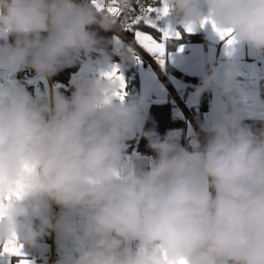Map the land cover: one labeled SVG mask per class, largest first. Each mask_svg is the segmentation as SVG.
<instances>
[{"label": "clouds", "instance_id": "clouds-1", "mask_svg": "<svg viewBox=\"0 0 264 264\" xmlns=\"http://www.w3.org/2000/svg\"><path fill=\"white\" fill-rule=\"evenodd\" d=\"M165 3L173 20L208 21L264 51V0ZM93 26L121 23L91 0H0V247L14 239L34 248L66 219L55 207L81 221L63 225L71 264H264V127L245 122L232 68H210L194 93L220 97L200 124L203 138L185 147L177 131L161 137L153 125L142 136L155 156L134 169L123 161L126 144L148 117L142 97L120 98L118 79L78 75L70 97L9 82L17 65L50 78L81 57L99 54L102 65L133 57L129 47L109 51ZM259 95L253 88L247 98Z\"/></svg>", "mask_w": 264, "mask_h": 264}, {"label": "crops", "instance_id": "crops-1", "mask_svg": "<svg viewBox=\"0 0 264 264\" xmlns=\"http://www.w3.org/2000/svg\"><path fill=\"white\" fill-rule=\"evenodd\" d=\"M158 6H161V3ZM161 22V28L168 27L179 33V38H173L172 40H179L182 34H187L190 36L197 35L201 38V41L179 44L170 52L167 51L166 44L163 64L160 63L156 55L143 49L152 57L151 59L160 72L165 70L167 66H171L185 76L201 80V77L212 67H220L221 69L230 67L235 72L238 81L234 95H236L239 105L244 109L246 120L264 121V99L261 96V84L264 82V51H256L251 46L238 42L231 45L227 44L226 40L220 38L218 32L210 23H204L189 32L186 30L185 24L173 20L170 15L162 18ZM135 44L138 45L136 41ZM126 47H129V45L120 40H115L112 48L108 50L118 53L119 50ZM140 48L142 47L140 46ZM135 53L136 57H132L126 64L121 62L118 54L113 55L112 61L107 65L101 64L98 58L99 54H93L91 58L83 57L79 68L71 75L70 80L78 75L100 78L111 72L114 66L118 67L124 81V87L121 90L124 100L126 101L132 97H142L143 100L139 106L140 111L147 115L150 106L167 103L170 99V93L161 81L156 68L143 60L136 51ZM21 75L27 76L28 79L21 80ZM8 80L14 86H22L32 94L37 92L50 94L53 90H58L51 77L38 76L34 71H29L19 65L14 68ZM170 80L173 81L172 88L175 87L181 90L185 98L190 95L193 96L191 108L194 111L198 110L200 97L197 99L194 93L200 84L188 86L178 79L172 78ZM253 88L260 89L259 98L255 102L247 98L248 91ZM128 92H131V95H128ZM207 97L208 111L202 115V122L209 114L210 107L216 104L220 98L216 90L207 92ZM143 126L144 122L138 125L137 134L130 140L140 137ZM193 135L192 127L187 126L184 139ZM180 144L187 147L185 140H181ZM149 160L150 158L147 156L134 153H125L123 157L126 167L131 169L138 166H147ZM54 211L57 218L66 217V219L54 231H49L45 235L48 240H40L34 248L23 246L24 258L29 261V264H71L70 257L75 255L74 240L64 230L63 225L78 229L81 221L75 212H65L55 207ZM18 260V257L0 256V264H18Z\"/></svg>", "mask_w": 264, "mask_h": 264}, {"label": "trees", "instance_id": "trees-1", "mask_svg": "<svg viewBox=\"0 0 264 264\" xmlns=\"http://www.w3.org/2000/svg\"><path fill=\"white\" fill-rule=\"evenodd\" d=\"M161 1L159 2V4ZM158 27H162L161 20L157 21ZM139 30H142L148 34L153 35L154 38H156L158 41L160 39V33H158L156 30L151 29L150 27L146 25H139L137 26ZM93 31L97 32V35L99 38H101L104 42H110L107 43V48L111 49L113 46V42L117 40L110 32H106L103 30H100L93 26ZM128 36L134 40V35L132 32H127ZM201 41V38L197 35H187L182 34L181 39L179 40H171L167 42V51L170 52L174 50L179 44L186 43V42H196ZM81 57L76 61V63L71 67H66L63 70L59 71L56 75L52 76L53 83L58 87L57 89L62 92L65 96L70 97L72 93V89L69 85L71 75L77 71V69L80 66L81 63ZM163 76L165 79L170 83V79L175 78L180 80L181 82L190 85H198L200 84L199 79L190 78L188 76H185L184 74L178 72L177 70L173 69L171 66H167L165 70H161ZM171 84V83H170ZM175 90V89H174ZM176 92V91H175ZM261 96L264 99V82L261 84ZM208 111V97L207 92L204 93L202 96H200V105L198 107V110H193L191 114L193 115L195 121L200 126L202 123V115ZM148 120L144 122V126L142 129V132L144 130L150 129L155 125L156 131L160 134L161 137L165 136L166 133L169 131L175 130L180 135V141L184 140V134L186 129V122L185 119L175 103L174 99L170 95V99L165 104H156L152 105L149 108L148 114H147ZM245 122L249 125H252L254 129H260L261 127H264V121L261 120H245ZM141 135L138 139L135 140H129L126 144L125 153H134L138 155L147 156L149 158H152L155 156V153L148 147V142L146 139L143 138Z\"/></svg>", "mask_w": 264, "mask_h": 264}, {"label": "snow or ice", "instance_id": "snow-or-ice-1", "mask_svg": "<svg viewBox=\"0 0 264 264\" xmlns=\"http://www.w3.org/2000/svg\"><path fill=\"white\" fill-rule=\"evenodd\" d=\"M91 3L100 11H107L109 14L113 15L120 23H122L123 29L126 32H132L134 39L138 45L148 52L156 55L161 64L164 63L165 47L167 42L173 38L178 39L179 33L171 30L168 27L160 28L157 25V21L169 15V9L165 3V0H161V6H147L144 7L140 5V13L135 14V9L130 7L127 9H122L117 6V0H111L110 4L105 8L103 0H91ZM139 3V0H137ZM127 15L125 16V14ZM121 16H125L123 21L120 20ZM208 21L202 22L201 26ZM146 25L151 29L156 30L160 33L159 41L153 37V35L148 34L142 30H139L137 26ZM213 28L218 32L221 39H225L227 44L231 45L234 40L231 38L230 30H220L216 28L215 24H212ZM186 30L191 32L193 26L185 25ZM129 51L133 53V57H136L134 49L129 46ZM110 78H116L121 83V89L124 87L123 76L120 74L118 67H113L112 71L107 73ZM123 99V96H120ZM20 192L17 190L15 193H10L6 199H12L13 196H19ZM3 203L0 201V212L3 209ZM23 246L20 245L16 240H10L5 245L0 247V256L8 257H18V264H29V261L24 258V253L22 251ZM167 264H186L184 260H174L168 261Z\"/></svg>", "mask_w": 264, "mask_h": 264}, {"label": "built area", "instance_id": "built-area-1", "mask_svg": "<svg viewBox=\"0 0 264 264\" xmlns=\"http://www.w3.org/2000/svg\"><path fill=\"white\" fill-rule=\"evenodd\" d=\"M160 1L161 0H139V3H137V0H132V8L135 9V14H139L140 13V5H143L144 7H147V6H154L155 7V6L159 5ZM110 2H111V0H103L105 8H107V6L110 4ZM126 15H127V13L125 14V16ZM125 16H121L120 20L123 21L125 19ZM108 32H110L117 40H120V41L126 43L127 45L131 46L143 60H145L147 63H149L150 65H152L156 68L157 73H158L161 81L165 84V86L169 90L170 95L172 96L175 103L179 107V109H180V111H181V113L185 119L186 127L191 126L193 131H194V135L196 133H200V126L197 124V122L195 121L192 114L186 109L182 100L179 99L175 90L172 88V86L169 84V82L165 79L162 72H160V70L156 67V65L154 64L151 57L142 48H140L138 45H136L132 41V39L128 36L127 32L123 29L122 23H121V26L117 29V31H108ZM27 70L33 72V70H31V69L27 68ZM20 77H21V80H23V81L28 79L27 76H24V75H21ZM128 95H131V92H128ZM200 136H201V138H203V133H200ZM190 138L191 137H186L184 139L187 147H188V143H189ZM42 240H48V238L46 236H44Z\"/></svg>", "mask_w": 264, "mask_h": 264}, {"label": "rangeland", "instance_id": "rangeland-1", "mask_svg": "<svg viewBox=\"0 0 264 264\" xmlns=\"http://www.w3.org/2000/svg\"><path fill=\"white\" fill-rule=\"evenodd\" d=\"M134 43H135V41L134 40H132ZM140 47V46H139ZM143 49V48H142ZM145 51V50H144ZM148 54V53H147ZM152 58V57H151ZM172 80H170V85H172ZM173 87V86H172ZM174 89H175V91H176V93H177V95H178V97H179V99H181L182 100V102H183V104H184V106L186 107V109L191 113L192 112V108H191V106L193 105V96L192 95H190V96H188V98H185V95L184 94H182V91L181 90H178V88L176 89L175 87H174ZM193 116V115H192Z\"/></svg>", "mask_w": 264, "mask_h": 264}]
</instances>
